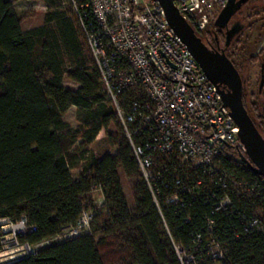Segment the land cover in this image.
I'll list each match as a JSON object with an SVG mask.
<instances>
[{
	"label": "trees",
	"instance_id": "1",
	"mask_svg": "<svg viewBox=\"0 0 264 264\" xmlns=\"http://www.w3.org/2000/svg\"><path fill=\"white\" fill-rule=\"evenodd\" d=\"M44 1L43 23L24 30L13 2L0 0V236L2 219L26 215L37 230L18 241L34 246L75 225L85 211L95 215L92 234L9 264H180L74 9L63 0ZM214 27L215 19L197 33L204 40ZM242 77L245 105L263 133L264 77L257 89ZM66 80L77 87H67ZM73 106L76 127L66 118ZM112 126L115 133L109 132ZM102 132L118 149L115 154L97 157L87 149ZM224 157L246 177L257 178L238 155ZM97 189L105 196L102 208L95 205ZM168 217L176 235L188 243L190 225L177 228L176 218ZM227 264H264V234L232 241Z\"/></svg>",
	"mask_w": 264,
	"mask_h": 264
},
{
	"label": "built area",
	"instance_id": "2",
	"mask_svg": "<svg viewBox=\"0 0 264 264\" xmlns=\"http://www.w3.org/2000/svg\"><path fill=\"white\" fill-rule=\"evenodd\" d=\"M70 2L180 264H227L232 241L264 234V176L248 178L225 159L248 149L217 86L158 0ZM175 3L202 31L227 0ZM168 214L177 228L190 225L188 243L176 235ZM94 215L85 211L37 250L92 234ZM2 220L5 246H19L20 235L37 230L26 215Z\"/></svg>",
	"mask_w": 264,
	"mask_h": 264
},
{
	"label": "water",
	"instance_id": "3",
	"mask_svg": "<svg viewBox=\"0 0 264 264\" xmlns=\"http://www.w3.org/2000/svg\"><path fill=\"white\" fill-rule=\"evenodd\" d=\"M163 6L170 26L185 42L206 76L218 88L225 106L238 124L239 136L247 146L242 159L257 175L264 176V134L256 126L244 99V80L240 70L225 50L211 48L197 33L196 28L183 15L175 0H158ZM240 0L239 2H243ZM228 6L221 15L228 21L235 12L236 0H227ZM229 41V35L227 37Z\"/></svg>",
	"mask_w": 264,
	"mask_h": 264
},
{
	"label": "rangeland",
	"instance_id": "4",
	"mask_svg": "<svg viewBox=\"0 0 264 264\" xmlns=\"http://www.w3.org/2000/svg\"><path fill=\"white\" fill-rule=\"evenodd\" d=\"M13 2V8L16 14L23 16L22 27L24 30L39 26L44 21L45 13L48 11V6L44 0H11ZM64 5H70L73 9V5L70 0H63ZM257 9H251V8ZM259 12V13H258ZM254 13L253 20L255 21L254 25L251 28H248L244 31V34L240 40V43L237 44L238 50L236 51V60L238 64L241 65V74L242 76L247 77L250 82L251 89H257L262 74L264 72V67H261V62L264 61V0H255L244 5L241 10L239 17L245 18V15ZM258 13V14H257ZM250 61V62H249ZM65 85L67 87H77V84L66 80ZM67 120L76 127L78 125L76 120V107H72L68 114ZM110 133H115V128L112 126L109 128ZM87 149L92 152L97 157H101L106 153L115 154L118 149L113 147L105 134L101 133V136L94 141L93 143L87 145ZM80 170H73L75 178ZM120 179L122 182V187L126 196L127 201L130 205L133 204V195L130 188L129 181L124 173L120 170ZM95 205L100 206L105 201V196L102 190L97 189L95 191ZM5 224L1 220V235L3 238L6 234L3 233L2 227ZM35 251L37 250L36 245L32 246ZM42 249V248H40ZM31 252L30 248L25 245H16L14 243H8L7 246L1 244L0 246V264H9L18 260L21 257L29 255Z\"/></svg>",
	"mask_w": 264,
	"mask_h": 264
},
{
	"label": "flooded vegetation",
	"instance_id": "5",
	"mask_svg": "<svg viewBox=\"0 0 264 264\" xmlns=\"http://www.w3.org/2000/svg\"><path fill=\"white\" fill-rule=\"evenodd\" d=\"M240 0H236L235 12L232 17L225 21L224 16L221 15V12L228 6V3L218 12L215 18V27L211 34V37H206L205 42L213 49L225 50L227 55L238 64L236 60V51L235 48L237 44L240 43V40L244 34V31L248 28H251L254 25L253 15L254 13L245 15V18H240L239 14L243 9L244 5L251 1L255 0H244L243 2H239ZM254 8V7H253ZM251 8V9H253ZM229 35V41L227 39ZM250 62V61H249ZM239 68H241L240 63L238 64ZM261 67H264V61L261 62ZM241 72V71H240ZM264 77V72L262 77ZM262 88H264V83ZM264 134V132H263Z\"/></svg>",
	"mask_w": 264,
	"mask_h": 264
}]
</instances>
